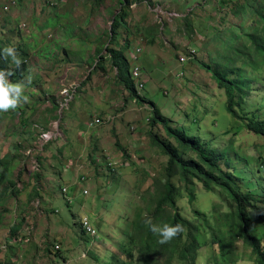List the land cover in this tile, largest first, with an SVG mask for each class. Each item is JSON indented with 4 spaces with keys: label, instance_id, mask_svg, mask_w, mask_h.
Masks as SVG:
<instances>
[{
    "label": "rangeland",
    "instance_id": "1",
    "mask_svg": "<svg viewBox=\"0 0 264 264\" xmlns=\"http://www.w3.org/2000/svg\"><path fill=\"white\" fill-rule=\"evenodd\" d=\"M230 7L238 8L239 0H0V47L14 45L23 61H34V80L40 76L39 71L42 80L60 71L59 80L57 75L51 77L55 88L60 95L63 86L74 92L73 102L58 114L51 110L55 104L53 93L50 96L43 87L39 90L42 84L27 91L30 82L24 93L34 96L35 100L29 96L28 105L36 107L35 114L27 118L28 108L20 109L22 113L8 112L9 119L0 123V155L10 160L8 174L0 185V191L8 189L0 197V264H110L116 244L125 241L124 233L139 207L154 202L147 192L153 179L161 176L167 158L152 144L150 133L166 137L163 129L149 127L150 106L134 105L121 124L116 126L114 121L100 125L95 134L98 127L87 130L83 126L84 122L114 112L119 108V98L123 105L133 107L126 94L119 96L125 89L116 82V71L110 68L111 57L104 50L107 47L120 52L130 42L125 56L140 48L137 61L130 66V70L138 66L145 79L144 96L140 95L187 135H195L219 151L227 150L231 159H236L237 153L236 172L248 178L252 177L251 172L259 175L258 168L264 167V137L240 129L239 120L226 110L224 92L214 89L212 73L201 66H214L205 44L209 46L211 27L220 24V15L229 17ZM120 14L123 19L117 18ZM114 18L119 23L117 43L109 46ZM187 21L193 23V31ZM44 46L53 60L44 57L49 61H39L45 55ZM81 46L90 49L84 53L82 50L85 59L79 67L91 59L89 69L75 70L80 58L74 63L70 59L61 67L55 64ZM97 47L107 57L102 64L105 72L91 71L89 66L98 60L94 53ZM192 51L193 57H188ZM180 57L185 60L183 65ZM223 61L218 59L219 63ZM10 66L8 59L6 67ZM179 72L183 73L180 78L176 77ZM27 75L28 71L14 80ZM251 76L258 79L257 73ZM260 88L261 83L254 82L251 95L258 94L255 91ZM44 96L48 98L43 102L36 100ZM246 106L253 110L252 105ZM125 109L123 106L114 114ZM82 113L86 114V121H81ZM58 115L62 120L74 115L80 130H76L78 125L70 127L66 140L62 135L65 129L57 128L62 124L55 120ZM78 132L83 133L81 139L65 145L70 140L68 135L74 139ZM41 133L47 134L49 140L42 138ZM259 177H264V172ZM61 189H66L64 195ZM133 201L140 205L132 210ZM178 205L186 219H193V211L201 212L216 234L225 233L226 227L218 217L228 211V203L217 190L208 192L197 183L195 202L190 204L183 196ZM84 217L89 219L97 239L81 233L80 221ZM14 225L18 226L15 234ZM252 226L254 234L264 230L259 221ZM200 232L208 246L197 254L196 264L220 263L221 253L216 245L212 246L211 233L205 234L203 227ZM57 245L59 252L55 250ZM230 251L235 264H259L240 238Z\"/></svg>",
    "mask_w": 264,
    "mask_h": 264
},
{
    "label": "trees",
    "instance_id": "2",
    "mask_svg": "<svg viewBox=\"0 0 264 264\" xmlns=\"http://www.w3.org/2000/svg\"><path fill=\"white\" fill-rule=\"evenodd\" d=\"M123 1L127 0H121ZM230 1L233 0H226ZM119 17L124 18L122 14L117 18ZM117 18H114L109 33V46L117 42L119 28ZM191 22H194L192 16ZM187 23L191 25L193 31V23L189 21ZM51 25L55 27L54 20ZM209 35L210 38L207 39L209 46L205 44L209 47H206V53L214 66H211V63L201 66L212 73L217 87L224 90L226 110L233 118L239 120L240 129L264 137V0H239L238 8L230 7L229 17L220 15V24L211 27ZM203 37H206L205 34ZM104 50L111 57L110 67L116 70L117 80L132 99L135 90L128 78L126 48L120 52L109 47ZM95 54L100 61L104 59L99 48ZM65 57L66 59L57 62L67 63L70 59L73 61L78 59L76 52ZM218 59L224 61L219 63ZM5 66L6 64L0 62V67ZM25 70L26 66L22 64L16 74L21 76ZM98 70L104 72L105 69L100 65ZM253 73H257L258 79L251 76ZM256 81L261 83V88L256 90L258 94L253 96L251 93ZM137 102L144 103L141 99ZM148 104L152 109L150 128L154 130L161 126L166 136L163 139L153 132L150 133L152 144L167 158V162L161 176L153 179L152 188L147 192L153 196L154 202H147L142 208L138 202L130 203L132 210L138 206L139 211L125 232L126 240L118 244V252L112 254L110 264H196L197 254L208 246L204 234L200 232L202 227L205 234L211 233L212 246L219 247L221 261L218 264H235V257L230 248L238 238L242 240L243 245L252 250L258 263L264 264V230L259 234L251 231V228H254L252 226L254 221H259L264 227V185L260 183L259 176L254 173L255 182L261 187V193L251 190L253 187L251 179L239 174V171L236 172L239 167L238 158L233 161L227 157V150L219 151L209 143H203L199 137L187 135L183 130H179L180 128L173 127L171 120L161 114L158 108L153 109L154 103L150 101ZM246 105H252L253 110L249 111ZM51 110L58 111V106L52 105ZM114 113L115 111L105 114L101 119L98 116L95 120L106 123L107 116H114ZM59 117H55V120H59ZM230 146L234 151L233 142ZM9 161L5 159L0 161V185L8 174ZM197 183H201L208 192L217 190L224 200L228 201V211L224 216L218 217L221 224L226 227L225 233L216 234L207 217L201 212L193 211V219H186L182 215L178 200L185 196L189 203L193 204L196 200ZM7 190L1 189L0 197H3ZM145 213L150 215L154 222H179L184 230L170 241L161 244L143 223ZM17 225L12 227L13 234L17 230Z\"/></svg>",
    "mask_w": 264,
    "mask_h": 264
},
{
    "label": "clouds",
    "instance_id": "3",
    "mask_svg": "<svg viewBox=\"0 0 264 264\" xmlns=\"http://www.w3.org/2000/svg\"><path fill=\"white\" fill-rule=\"evenodd\" d=\"M8 7H6L5 8V10L6 11H8ZM44 42H47V41H44ZM117 43V42H116ZM44 44V43H43ZM83 44V43H82ZM127 44V46H124L123 48L125 49V48H127V47H129V45H130V42H129V44L128 43H125V45ZM86 49H90V47H83V46H81V48L79 47V49L77 50V51H74L73 50V52H76L77 53V55H78V59L83 55V53H84V51L86 50ZM98 49V47L95 49V51ZM82 50H83V53H82ZM95 51H94V53H95ZM140 48H138V49H136L135 50V52H129L128 54H127V56H126V58H127V60H129L130 61V64L128 65V78L130 79V81H131V83H132V85H133V87H134V90H135V96H133L132 97V99L130 100V102H131V104L133 105V107H129L128 105L126 106V105H123V106H125V107H127V109L129 110V109H134L135 107H134V105H136L137 107H138V104H148V102H150V101H147L145 98H143L142 96H144L142 93H143V88H144V84H145V79H143L142 78V73H141V69L138 67V66H134L133 68H132V70H130V66H131V62H135V61H137V59H138V54L140 53ZM35 52V50L34 49H32V51L30 52V53H34ZM44 52H45V55H41V57H42V59L41 60H39V61H42V60H45V61H49V59H46V58H44V57H49L50 58V60H53L54 58L52 57V54L51 53H49V49H47L45 46H44ZM131 55H134L135 56V58H132L131 57ZM193 55H194V51H192V53H190V56H188V57H193ZM9 59V61H10V67H0V123H1V121L3 120V119H9V116L7 115V113L9 112V113H13V112H16V111H20L21 113L23 112V111H21L20 109H24L25 110V108H28V109H31L30 108V106L28 105L29 104V96H32V93H30L29 95H28V93H26V95H25V93H24V89H25V87H26V85L29 83L30 84V82H31V85H30V87H28V89H27V91L28 90H31V89H33V88H36L37 86H40L42 83H40V81L42 80L41 78H42V75H41V71H39V75L40 76H37L36 77V80H34V76H33V74L31 73V69L34 67V66H36V63L34 62V61H32V60H30L29 62H27V61H23V58L18 54V52L16 51V48H15V46L14 45H5V46H3V47H0V59H1V63H3V64H7V62H8V59ZM31 59H32V56H31ZM95 57H94V59H92V60H94L95 61ZM107 59V57L105 58L104 57V59L102 60V61H100L99 60V58H98V60H96V62L95 63H93V64H91V65H89L90 67H94V70H97L98 71V67L100 66V65H102L103 63H104V61ZM77 60V59H76ZM76 60H74L73 61V63L76 61ZM91 59H87V62H89ZM99 62V63H98ZM184 62H185V60H183L181 57L179 58V63L181 64V65H183L184 64ZM22 64H24L25 66H26V70L22 73V75L21 76H18L17 74H16V72H19L20 71V69H21V65ZM56 65H58V67L59 66H61V65H64L65 63H59V62H56L55 63ZM89 64V63H88ZM111 68V67H110ZM134 69H137V72H138V76H137V78H134L133 77V70ZM28 71V75L27 76H25L23 79H16V80H14V78L15 77H22L23 75H24V73H26ZM116 71V70H115ZM209 72V71H208ZM210 73V72H209ZM180 76H183V73L182 72H179L178 74H177V76L176 77H178V78H180ZM87 78H89V77H87ZM214 79V78H213ZM116 80H117V78H116ZM117 82V84H120L121 85V89L123 90V86H122V84L117 80L116 81ZM42 87L44 88V84H42L41 86H40V88H39V90H41L42 89ZM216 88H218L217 87V84H216V82H215V84H214V89L216 90ZM219 89V88H218ZM38 90V91H39ZM219 90H222L223 92H224V90L223 89H219ZM37 91V90H36ZM125 93L127 92V91H125V90H123ZM217 91V90H216ZM35 92V91H34ZM33 92V93H34ZM218 92V91H217ZM127 94V93H126ZM140 94H142V96L140 95ZM225 94V93H224ZM61 95L62 96H64V97H68V95H67V91L66 90H63L62 92H61ZM128 97H129V95H127ZM33 97V99L35 100V98H34V96H32ZM45 98H48V96H44L43 97V99H40V98H38V99H36L37 101H44L45 100ZM138 99H141V100H143L144 101V103H138L137 101H138ZM149 105V104H148ZM150 106V105H149ZM154 108H157V107H155V105L153 104V109ZM11 109V111H8V110H10ZM159 111H160V113L161 114H163L164 115V113H162L161 112V110L160 109H158ZM151 111H152V109L150 108V114H151ZM142 112H144V111H142ZM146 113V112H145ZM26 114H28V111L26 112ZM31 114H33L32 113V110H31ZM140 114V113H139ZM115 115H117V114H114V116H111V117H109V116H107V122L106 123H101V121H99V120H97V121H99V123L98 124H95L94 122L96 121L95 120V118L92 120V121H90V122H88V123H86L85 124V127H86V129L87 130H89V129H92V127H94V126H96V127H100V125H106V124H111V123H113L114 121H116V118H117V116H115ZM30 116V114H28L27 115V118ZM126 116V115H125ZM124 116V117H125ZM138 116L139 115H137V120H138ZM123 117V118H124ZM166 117V116H165ZM122 118V119H123ZM149 119H150V116L149 117H147V123H148V125H149ZM139 121V120H138ZM121 122L122 121H119L118 122V124H121ZM175 123V122H174ZM171 124H173V123H171ZM173 126H176L175 124H173ZM150 127V126H149ZM157 127H159L160 129H162V127L161 126H157ZM156 127V128H157ZM177 127V126H176ZM155 128V129H156ZM153 130V129H152ZM47 132V131H46ZM253 133V132H252ZM155 134V133H154ZM255 134V133H254ZM225 135H228V134H226V132H225ZM257 135V134H256ZM158 136H160V135H158ZM165 136V135H164ZM261 136V135H260ZM41 137L42 138H44L45 140H49V138H48V136H47V134H45V133H41ZM161 137V136H160ZM166 137V136H165ZM263 137V136H262ZM161 138H163V137H161ZM163 139H165V138H163ZM231 152H233V151H231ZM236 155H238L237 153H236ZM235 155V156H236ZM229 158V157H228ZM231 159V158H230ZM236 159H237V157H236ZM236 159H231V160H236ZM4 160V157L3 158H0V161H3ZM245 160V159H244ZM167 162V161H166ZM37 165L35 164V167H36ZM34 172L35 171H37V170H33ZM264 172V167H261V168H258V176H260L262 173ZM251 178H249V179H251L252 181H253V187L251 188V190L252 191H254V192H257V193H261V187L260 186H258L257 185V183L255 182V176H254V173L253 172H251ZM245 175V174H244ZM246 176V175H245ZM260 178V183L262 184V185H264V177H259ZM66 189H61V193L64 195V193L66 192L65 191ZM66 195V194H65ZM83 195H87L85 192H84V194ZM228 202V201H227ZM69 203V202H68ZM84 220H87L88 221V223H89V225L91 226V224H90V221H89V219L88 218H86V217H84L81 221H80V227H81V233L83 234V235H85V234H87V235H89L85 230H84V228H83V221ZM143 223L147 226V229H148V231H150L153 235H155L157 238H158V242L159 243H161V244H164V243H166V242H168V241H170L171 239H173L174 237H176L178 234H180L181 232H183V230H184V228H183V225L181 224V223H179V222H177V223H168V222H154L153 221V218L150 216V215H148L147 213H145L144 214V219H143ZM92 227V226H91ZM92 229H93V227H92ZM94 230V229H93ZM95 231V230H94ZM125 234V233H124ZM90 237H92V238H94V239H97V233H96V231H95V235L94 236H91V235H89ZM125 240H126V237H125ZM122 243H124V242H122ZM118 244H120V243H117L116 244V249L112 252V254H114L115 252H116V250H117V247H118ZM263 246H264V243H263ZM57 247H58V249H57ZM218 247V246H217ZM219 248V247H218ZM55 250H56V252H59L60 251V246H56L55 247ZM111 257H112V255H111ZM56 258H54V260H55ZM61 260V259H60ZM110 260H111V258H110ZM62 261V260H61ZM62 264H68V262H64V261H62Z\"/></svg>",
    "mask_w": 264,
    "mask_h": 264
},
{
    "label": "crops",
    "instance_id": "4",
    "mask_svg": "<svg viewBox=\"0 0 264 264\" xmlns=\"http://www.w3.org/2000/svg\"><path fill=\"white\" fill-rule=\"evenodd\" d=\"M84 57H80V59H79V62H78V67L81 65V64H83L84 63ZM41 62V61H40ZM87 65H88V62H87V60H86V64H85V66H83V67H79V68H76L75 70H77V72H83V69H84V67H86V68H88L89 69V67H87ZM62 66V65H61ZM61 66H59V67H61ZM91 71H95L94 70V67H91ZM104 72H105V70H104ZM90 73V71L88 72V74ZM55 75H57V78H58V80L61 78V76H60V71H56V72H54V73H52L51 74V77H53V76H55ZM51 77H48V78H44L43 80H41L40 81V83H42V84H44V89L46 90V91H50V96H51V94L53 93V95L51 96V98H54V100H53V103H55L54 105H56V106H59V103H57L58 102V94H59V91H57L58 89L57 88H55V86H54V81L52 82V80H51ZM86 79H88V78H86ZM78 89V88H77ZM76 89V90H77ZM62 90H66L67 91V95H68V97H64V96H62V95H60L59 94V97H61L60 98V100H59V102H60V104H61V106H60V108L58 109V114L62 111V110H64V109H66V107H67V105L72 101L73 102V95H74V92H70L69 91V89H68V87H65V86H63V89ZM76 92V91H75ZM120 93H123V94H126L124 91H121V92H119V96H120ZM91 95V94H90ZM127 95V94H126ZM49 96V95H48ZM95 102L97 103V101L95 100ZM119 102H120V105H119V108H121V107H123V102H122V98H119ZM36 107H33L32 106V108L31 109H28V114H31V110H32V113H34L35 114V111H36V109H35ZM119 108H117V109H119ZM116 109V110H117ZM116 110H114V111H116ZM132 109H127V107H126V109L123 111V112H121V113H118L117 115H115V116H117V118H116V123L117 124H115L116 126H118L119 124H118V122L119 121H122L123 119V117L125 116V115H127V114H129L130 113V111H131ZM27 114V115H28ZM58 116H60L59 117V121L57 120L56 122H61L60 120H61V118H62V116L61 115H58ZM82 116L83 117H81V121H86L85 120V118H86V114L85 113H82ZM63 119V118H62ZM92 119V118H91ZM85 123L86 122H84V124H83V126H84V128H86L85 127ZM74 125H78V128L76 129V130H80V128H79V126H80V123L76 120V118H75V116L73 115V118H67V119H64V120H62V124H61V127H59V125L57 126V128L58 129H65V130H61L62 132H63V136L66 138V140H67V136L65 135V133H67L68 132V129L70 128V127H72V126H74ZM99 132L100 131V129H99V127L96 129V131L95 132H93L94 134L96 133V132ZM83 135V133H81V132H78V133H76V135H75V138L74 139H72L69 135H68V138H70V140L68 139V141L65 143V145H67V146H69L71 143H73V144H76L75 142L77 141V139H81V136ZM77 138V139H76ZM125 140H127V138H125ZM65 142V141H64ZM131 144H134L133 142H131ZM4 157V154L2 155H0V158H3ZM45 180H48V178L47 179H45ZM14 224H16V222L14 223Z\"/></svg>",
    "mask_w": 264,
    "mask_h": 264
},
{
    "label": "built area",
    "instance_id": "5",
    "mask_svg": "<svg viewBox=\"0 0 264 264\" xmlns=\"http://www.w3.org/2000/svg\"><path fill=\"white\" fill-rule=\"evenodd\" d=\"M131 57L132 58H135V56L134 55H131ZM133 77L134 78H137V76H138V72H137V69H134L133 70ZM95 124H98L99 123V121H95L94 122ZM83 228H84V230L89 234V235H91V236H94L95 235V231L92 229V227L89 225V223H88V221L87 220H84L83 221ZM57 249H58V247H57Z\"/></svg>",
    "mask_w": 264,
    "mask_h": 264
}]
</instances>
